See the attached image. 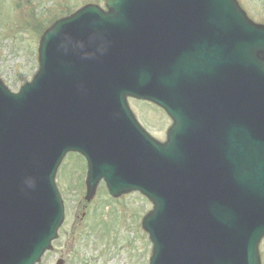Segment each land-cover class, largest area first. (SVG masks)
Wrapping results in <instances>:
<instances>
[{
    "label": "water",
    "instance_id": "obj_1",
    "mask_svg": "<svg viewBox=\"0 0 264 264\" xmlns=\"http://www.w3.org/2000/svg\"><path fill=\"white\" fill-rule=\"evenodd\" d=\"M41 39L32 82L0 81V264H34L57 235L54 182L68 150L88 194L138 189L150 264H260L264 236V29L234 0H106ZM173 119L151 138L126 102ZM60 264V262L58 263Z\"/></svg>",
    "mask_w": 264,
    "mask_h": 264
},
{
    "label": "rangeland",
    "instance_id": "obj_2",
    "mask_svg": "<svg viewBox=\"0 0 264 264\" xmlns=\"http://www.w3.org/2000/svg\"><path fill=\"white\" fill-rule=\"evenodd\" d=\"M88 2L104 7V0H0V79L13 91L31 80L38 67L40 40L35 25L49 26L61 14ZM241 2L247 3L254 19L264 20L258 0ZM129 103L149 133L164 141L172 122L169 116L151 102L129 98ZM83 171L84 162L76 154H67L58 168L56 180L65 219L53 250L39 264H56L59 258L68 264H146L151 243L142 228V218L152 209L151 202L138 192L112 200L104 183L92 200L85 201ZM85 223L90 226L86 228ZM71 247L75 251L71 252ZM260 255L264 264V239Z\"/></svg>",
    "mask_w": 264,
    "mask_h": 264
},
{
    "label": "flooded vegetation",
    "instance_id": "obj_3",
    "mask_svg": "<svg viewBox=\"0 0 264 264\" xmlns=\"http://www.w3.org/2000/svg\"><path fill=\"white\" fill-rule=\"evenodd\" d=\"M259 2H260L261 4H260V6H259L258 8H260V7H262V6L264 7V0H259ZM262 9H264V8H262ZM247 10H248V7H247ZM248 11H249V10H248Z\"/></svg>",
    "mask_w": 264,
    "mask_h": 264
}]
</instances>
